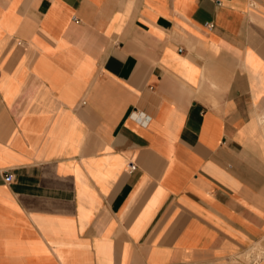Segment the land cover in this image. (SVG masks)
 <instances>
[{
  "label": "crops",
  "instance_id": "1",
  "mask_svg": "<svg viewBox=\"0 0 264 264\" xmlns=\"http://www.w3.org/2000/svg\"><path fill=\"white\" fill-rule=\"evenodd\" d=\"M0 264H264V0H0Z\"/></svg>",
  "mask_w": 264,
  "mask_h": 264
},
{
  "label": "built area",
  "instance_id": "2",
  "mask_svg": "<svg viewBox=\"0 0 264 264\" xmlns=\"http://www.w3.org/2000/svg\"><path fill=\"white\" fill-rule=\"evenodd\" d=\"M208 26L211 28L212 27V24L210 23V24H208ZM130 168H133V165H131ZM11 179H12V175L11 174H5L4 175V180L5 181L9 182Z\"/></svg>",
  "mask_w": 264,
  "mask_h": 264
},
{
  "label": "rangeland",
  "instance_id": "3",
  "mask_svg": "<svg viewBox=\"0 0 264 264\" xmlns=\"http://www.w3.org/2000/svg\"><path fill=\"white\" fill-rule=\"evenodd\" d=\"M257 254H259V253L257 252ZM247 255L250 256L251 254L250 253H247Z\"/></svg>",
  "mask_w": 264,
  "mask_h": 264
}]
</instances>
